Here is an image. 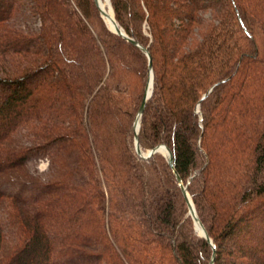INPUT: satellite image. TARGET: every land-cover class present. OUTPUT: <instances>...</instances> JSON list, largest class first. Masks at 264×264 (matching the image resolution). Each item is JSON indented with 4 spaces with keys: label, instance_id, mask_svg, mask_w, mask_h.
Wrapping results in <instances>:
<instances>
[{
    "label": "trees",
    "instance_id": "trees-1",
    "mask_svg": "<svg viewBox=\"0 0 264 264\" xmlns=\"http://www.w3.org/2000/svg\"><path fill=\"white\" fill-rule=\"evenodd\" d=\"M112 5L139 45L112 23L99 31L95 15L108 20L95 0H0V264H202L201 246L210 264L213 246L190 233L174 170L216 246L214 264L225 240L264 264V0ZM138 62L132 152L125 116ZM136 134L144 155L160 147L140 156ZM160 151L174 195L135 159ZM38 157L47 171L12 180L32 189L8 192L3 174Z\"/></svg>",
    "mask_w": 264,
    "mask_h": 264
},
{
    "label": "rangeland",
    "instance_id": "rangeland-1",
    "mask_svg": "<svg viewBox=\"0 0 264 264\" xmlns=\"http://www.w3.org/2000/svg\"><path fill=\"white\" fill-rule=\"evenodd\" d=\"M102 3H103L102 5L106 7V9L112 10L113 15H115L114 8L112 5V0H103ZM97 15H95L94 17L95 19L92 20L93 23L97 26L99 31L103 32L104 34H107L109 31H111V27L109 25V23L111 22L109 20L108 22H106L105 20H103V18L99 14ZM207 16H210V14L204 13L203 17L206 18ZM144 31H145L146 36L149 37L150 34L147 32V30H144ZM137 64L138 66L135 71L137 72V74H139V70L142 72L139 75L134 73L133 77L131 76L132 77L131 82L133 84L136 83L137 85L136 87L131 88L130 90L133 92L134 100L131 103L129 109L127 110V114L125 116L126 124L128 126L125 132V141L127 145L130 147V149L132 150V152L134 151V149H133L132 136L130 133V122H131L132 114L140 102V92L144 84V74H145V68L143 67L141 68V65L139 66L141 62H138ZM203 108L204 110H206L207 104L204 103ZM149 141L150 139H145L146 143H148ZM144 151L145 153H147L148 149H145ZM200 157H201L200 161L202 163L203 157L202 155ZM165 158H166V153L164 151H160L158 152L157 155H155L153 158L147 161H140L138 158H135V159L139 167L141 168V170L144 171L146 177H148L150 181L154 180L160 183L162 188L165 189L169 195H174L175 186L173 185V180L170 176V172L168 171ZM48 167H49V158L48 157H41V158L38 157V158H34L30 163H28L27 165H25L19 170L8 171L2 176L3 180L5 181V185H6L5 189L8 192H15V193L17 192L19 195H25L32 189L31 186L29 185L28 186L27 185L25 186L17 185L16 186L12 180L13 179L30 180L31 176L37 177L39 174H43L45 171H47ZM189 179L190 177H188V181ZM197 199L200 205H204L203 199L199 198L198 196H197ZM181 202H180V209L181 211H184L185 207L183 206ZM202 209L204 210V207ZM185 219L190 220V215L188 211L184 214V220ZM191 223H192V227L190 228V233L196 240V243L198 242L197 244L199 245L200 240L204 238V234L202 230L199 229L197 226H195L193 222ZM251 244H254V242L252 241ZM201 248L202 249H201L200 261L202 262V264H205V260L203 258L207 256V251L205 250L204 247L201 246ZM237 248H238V245H235L234 242H232L231 240H225L224 242H222L221 248H220L221 264H248L249 259L246 258L245 256H241L237 254L236 252Z\"/></svg>",
    "mask_w": 264,
    "mask_h": 264
},
{
    "label": "water",
    "instance_id": "water-1",
    "mask_svg": "<svg viewBox=\"0 0 264 264\" xmlns=\"http://www.w3.org/2000/svg\"><path fill=\"white\" fill-rule=\"evenodd\" d=\"M95 2H96V4H97V6L100 8V10H101L103 16H105L106 18H108L109 20H111V23L113 24L114 28L116 29V32H117L119 35L123 36L125 39H127V40L130 41L131 43L136 44V45H139L138 42H137L135 39H133V38L127 36V35L124 33V31L122 30V28H121V27L119 26V24L116 22L114 15L111 16L110 13H109L108 11H106V10L102 7V5H101V3H100V0H95ZM144 50L147 51L146 48H144ZM148 56L150 57L149 54H148ZM149 68L152 70V61H151V57H150ZM152 83H153V76L151 75V76L149 77V79H148V83H147L146 88H145V92H144V95H143V98H142V102H141V105H140V107H139V109H138V114H137L136 119H135V122H134V127H135L136 129H137L138 126H139V123H138V122H139V117H140V115L143 114L144 109H145V105H146L147 98L149 97V95H150V93H151V90H152ZM217 84H218V83H217ZM214 86H216V84H215ZM214 86H213V87H214ZM136 140H137V143H136V151H137V153H138L140 156H143V157H145V158L150 157V156H151V155H152V154H153V153H154V152L160 147V146H157V147L151 149L146 155H144V153L142 152V149H141V147H140V144H139V141H138V135H137V134H136ZM162 147L165 148L166 146L162 145ZM168 152H169V163L173 166V154H172V152H171L170 150H168ZM174 172H175V175H176V177H177V179H178V181H179V183H180V186H181L182 192H183V194H184V196H185V198H186L187 204H188L189 209H190V214L192 215V217H193V219H194V221H195L197 227H198L199 229L202 230V232H203V234H204V237H205V238L207 239V241L213 246V254H212V258H211V262H210V264H214V262H215V257H216V246L213 244L212 239L210 238V236H209L207 230L205 229L203 223L201 222V220H200V218H199V216H198V214H197V212H196V209H195V207H194V205H193V203H192V200H191V198H190V196H189V194H188L187 186L184 185V183H183V181H182L180 175L178 174V172H177L176 170H174Z\"/></svg>",
    "mask_w": 264,
    "mask_h": 264
},
{
    "label": "bare ground",
    "instance_id": "bare-ground-1",
    "mask_svg": "<svg viewBox=\"0 0 264 264\" xmlns=\"http://www.w3.org/2000/svg\"><path fill=\"white\" fill-rule=\"evenodd\" d=\"M102 2H103V0H100L101 5L103 4ZM108 5H109V4H108ZM102 7H103L106 11H108V12L110 13L111 16H113V12H112V10L106 9V7H104L103 5H102ZM110 8H111V7H110ZM106 20H109V19L107 18ZM109 21L111 22V20H109Z\"/></svg>",
    "mask_w": 264,
    "mask_h": 264
}]
</instances>
